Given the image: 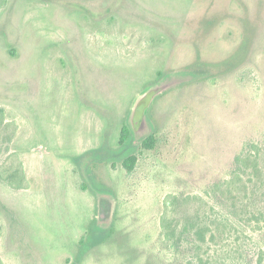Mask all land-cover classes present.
<instances>
[{
    "label": "rangeland",
    "instance_id": "obj_1",
    "mask_svg": "<svg viewBox=\"0 0 264 264\" xmlns=\"http://www.w3.org/2000/svg\"><path fill=\"white\" fill-rule=\"evenodd\" d=\"M0 110L2 264H264V0H0Z\"/></svg>",
    "mask_w": 264,
    "mask_h": 264
},
{
    "label": "trees",
    "instance_id": "obj_2",
    "mask_svg": "<svg viewBox=\"0 0 264 264\" xmlns=\"http://www.w3.org/2000/svg\"><path fill=\"white\" fill-rule=\"evenodd\" d=\"M3 117V110H0V118ZM156 144L155 138L153 136H149L144 139L141 143V149L145 150H152ZM132 144L131 133L126 125H123L120 132V139H119V151H121L122 158V166L125 169L127 174H130L134 170V166L137 160V156L134 153ZM132 150V151H131ZM19 183L15 184L12 183V187L15 189H27L28 185L25 182L26 178L23 175V171L20 172ZM178 199L169 196L164 201V213L160 218V228L162 230V234L166 240H173L175 237V227L173 226L172 222H170L169 215L171 209L175 206V202ZM197 240L200 242L204 241V235L202 231H196ZM101 243L100 240H93L91 238H81L79 241V245L81 248V252L79 256L76 258V263H79L81 256L85 253L89 248L95 247ZM0 264L1 261H0Z\"/></svg>",
    "mask_w": 264,
    "mask_h": 264
},
{
    "label": "water",
    "instance_id": "obj_3",
    "mask_svg": "<svg viewBox=\"0 0 264 264\" xmlns=\"http://www.w3.org/2000/svg\"><path fill=\"white\" fill-rule=\"evenodd\" d=\"M176 82L177 80L163 81L149 87L145 92L136 98L127 123V127L130 132L139 134L144 138L148 136L150 126L146 118V111L157 96L162 94L165 90L173 87Z\"/></svg>",
    "mask_w": 264,
    "mask_h": 264
},
{
    "label": "flooded vegetation",
    "instance_id": "obj_4",
    "mask_svg": "<svg viewBox=\"0 0 264 264\" xmlns=\"http://www.w3.org/2000/svg\"><path fill=\"white\" fill-rule=\"evenodd\" d=\"M102 200V199H101ZM108 206H106L103 202H102V209H103V211H107L108 210V208H107Z\"/></svg>",
    "mask_w": 264,
    "mask_h": 264
}]
</instances>
